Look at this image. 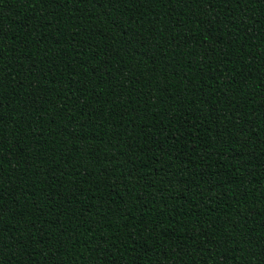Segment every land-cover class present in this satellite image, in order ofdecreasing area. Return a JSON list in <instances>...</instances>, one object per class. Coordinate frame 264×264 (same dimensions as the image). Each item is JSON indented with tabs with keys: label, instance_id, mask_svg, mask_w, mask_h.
Returning <instances> with one entry per match:
<instances>
[{
	"label": "trees",
	"instance_id": "1",
	"mask_svg": "<svg viewBox=\"0 0 264 264\" xmlns=\"http://www.w3.org/2000/svg\"><path fill=\"white\" fill-rule=\"evenodd\" d=\"M0 264H264V0H0Z\"/></svg>",
	"mask_w": 264,
	"mask_h": 264
}]
</instances>
